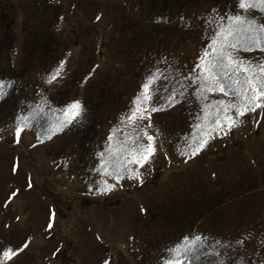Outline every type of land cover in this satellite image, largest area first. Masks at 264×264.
<instances>
[{
    "label": "rangeland",
    "instance_id": "rangeland-1",
    "mask_svg": "<svg viewBox=\"0 0 264 264\" xmlns=\"http://www.w3.org/2000/svg\"><path fill=\"white\" fill-rule=\"evenodd\" d=\"M121 1L0 0V80H7L1 70L8 68L16 87L10 99L0 87V251L20 249L3 264H169L182 243H205L204 237L212 239L207 248L211 253L228 244L241 264H264V122L258 123L264 120V106L238 116L230 138L218 134L207 142L205 146H221L230 141V147L244 152L226 160L216 157L220 150L205 151V157L196 152L189 159L169 155L152 116L144 122L155 151L138 164L133 151L123 152L133 145L118 131L121 107L106 109L96 123L85 115L92 105V77H76V62H87L85 72L91 63H105L101 46L107 45L101 40L106 34L118 36L107 27L111 9ZM47 5L57 16L48 23L51 31L75 43L55 79L51 77L58 68L50 65L35 73L44 60L29 48L31 40L43 36L38 21L43 22L41 9ZM56 41L59 45L62 40ZM177 47L182 57L196 53L191 46ZM63 79L74 84L56 95L63 105L60 116H66L67 104L79 101L80 119L92 124L93 139L76 142L68 130L50 139L25 128L16 137V116L26 109L21 106L27 94H37L45 82L56 88ZM108 144L115 145V157ZM123 159L140 180L119 167ZM240 168L245 172H238ZM12 192L16 195L9 199ZM205 199H210L209 206L199 217ZM189 201L194 208L183 217ZM181 256L180 264H190ZM214 260L227 264L224 257Z\"/></svg>",
    "mask_w": 264,
    "mask_h": 264
},
{
    "label": "trees",
    "instance_id": "trees-1",
    "mask_svg": "<svg viewBox=\"0 0 264 264\" xmlns=\"http://www.w3.org/2000/svg\"><path fill=\"white\" fill-rule=\"evenodd\" d=\"M237 3L238 0H122L118 7L111 9L113 14L107 27L112 34L117 33L118 36L115 38L106 34L101 40V43L107 45L101 46L103 50L101 57H104L105 63L103 65H99V62L91 63L89 70L85 72L87 62H76V77H81V80L85 78L86 81L87 76H89L88 79L92 77L88 82L93 92V96L88 98L89 101L91 99L92 105L90 110L85 111V115L91 116V120L96 123L106 109H112L116 105L118 111L120 107L123 111V114L119 115L126 116L133 107V99L142 93L141 85L150 83L151 99L148 103L162 110L151 113L148 119L156 116L153 120L154 130L160 141L164 143L169 155L193 158L192 150L206 132L211 133L214 140L217 133L230 138L234 127H229L228 123L217 126L215 121L223 120V109L226 105L235 104L239 107L241 103L239 97L243 94L242 85L247 76H255L257 81L264 80V71L259 70L264 67V49L250 46L231 50L232 54L243 62V66L239 70L229 68L227 75L220 73L217 80L224 85V92H207L202 89L199 79L193 82V78L200 76L198 58L203 56L205 51L214 55L210 42L218 29L212 22L213 17L224 16L226 13L233 15L240 13L252 22L253 26L264 25V4L257 3L256 7L242 11L238 9ZM41 11L43 16L40 19H43V22L36 20L41 25L43 36L29 43V48L34 51V55L38 58L43 56L41 59L44 60V67L38 68L35 73L46 69L45 65L56 67L61 71L64 65L60 62L65 60L67 63L66 56L75 43L69 37H60L62 34L58 31L53 32L49 28L51 26L48 23L51 24V20L57 17L55 8L47 5ZM221 23L227 24L228 21L224 20ZM244 27L246 29L247 26ZM241 35L247 37L252 34L244 31ZM261 35L264 36V32ZM56 39L62 40L61 44L58 45ZM177 46L182 48L191 46L196 53L192 57H187L188 53H185L182 57L177 54ZM30 55L31 53L28 56ZM7 69L1 70L7 80L5 82L0 80V87L2 91L4 90V96H9L10 99L16 87L14 88L15 82L11 79L10 72L9 76L7 75L9 70ZM153 75L156 79L149 81V77ZM98 78L100 79L96 81ZM47 79L49 80V77ZM69 83L74 84L73 79L70 81L63 79L56 88V84L41 83L37 94H27L28 100L21 106L26 109H20L22 114L16 116L28 118L27 126L22 125V128L33 134L39 132L50 139L59 131L68 130L73 132L76 142H79L80 137L83 141L92 140L93 135L90 133L92 124L87 119H80L81 115L79 118L60 116L63 105L56 99V95L61 93L60 91L69 89ZM173 90L178 93L176 102L170 107H164L165 97ZM181 92L182 95L179 94ZM219 101H224V104H219ZM227 115L237 123L240 121V118L235 115V108L229 107ZM70 119L73 122H68ZM144 121L140 122L143 127L147 124ZM260 122L264 120L259 119L258 123ZM60 125L63 126L60 127ZM120 126L118 131L123 135V139L125 133L129 136L133 135L131 122L122 121ZM133 140H135L134 136ZM208 141L212 142V139L209 138ZM127 143L133 145V141L127 140ZM140 143L147 144V138L143 133L140 134L139 140H136V144ZM231 145L230 141L222 142L221 146L209 143L199 153L205 157V151L220 150L221 154L216 156L218 160H226L228 155H236L239 158L244 156L243 151L237 150L234 145L230 147ZM107 146L108 153L115 157L112 150L115 149V145ZM127 149L132 151L133 146L131 148L125 146L123 152ZM228 150L231 153L227 154ZM243 171L245 172L242 168L238 170V172ZM209 200L205 199L199 204V217L205 208H208ZM184 205L183 217H186V214L190 216L194 208L192 203L189 201L188 205ZM204 239L205 243L199 240V244H196L188 240L181 244L179 250L184 253L186 249H191L184 254L187 256L186 258L183 256L184 263L188 260L190 264H217L214 259L217 258L220 261V257H224L227 264H241L242 260L237 259L235 252L229 249L228 244L224 248L218 246L219 254L211 253L207 248L208 245L213 246L212 239L208 237ZM171 257L174 259L176 256L174 254Z\"/></svg>",
    "mask_w": 264,
    "mask_h": 264
},
{
    "label": "snow or ice",
    "instance_id": "snow-or-ice-1",
    "mask_svg": "<svg viewBox=\"0 0 264 264\" xmlns=\"http://www.w3.org/2000/svg\"><path fill=\"white\" fill-rule=\"evenodd\" d=\"M257 3L264 4V0H238L237 7L242 11H247L249 8L256 7ZM224 20H227L228 23H221ZM212 22L217 25L218 29L210 42L211 51L214 55H210L208 51H205L203 56L198 58L200 60V64L198 65L200 76L198 78H193V82H196V79H199L202 89L207 92H224V85L217 80L220 73L227 75V70L229 68L239 70L243 66V62L237 59L232 54L231 50L237 47L248 48L250 46L264 49V36L261 35V33L264 32V25L253 26V23L248 21L247 18L243 17L240 13L235 15L226 13L224 16L213 17ZM245 25L247 26L246 29L244 27ZM244 31H247L252 35L247 37L242 36L241 33ZM63 63L64 61L60 62L61 65H63ZM259 70L264 71V67ZM58 74L59 69L54 70V74L51 78L55 79ZM155 79L156 77L154 75L149 77V81ZM235 82L240 83L239 81ZM141 88L142 93L133 99V107L129 110V113L126 116L122 117V121L132 123L133 135L129 136L125 133V138L126 140L133 141V159L138 164H143L147 161L155 151L152 144L153 137L147 132L145 127L140 125V122L148 119L151 113L162 110V108L148 103L151 99L150 83L142 84ZM242 93L243 94L239 97L241 101L239 107L235 104L231 106L226 105L223 109V120L217 119L215 121L217 126L221 123H228L229 127H234L237 123V121L227 115L229 107L235 108V115L240 116L248 111H255L256 109L264 106V101L261 100V98H264V80L257 81L255 76H247L242 85ZM179 94L182 95V92ZM177 95L178 93L173 90L168 96H166L164 107L172 106V104L176 102ZM137 101H139V103H137ZM218 103L224 104V101H219ZM80 109L81 105L79 101H72L67 105L65 115L70 118H76L80 115ZM27 119V117L16 118V124L14 126V135L16 137L21 135L23 131L22 125L27 126ZM68 122L73 121L70 119ZM62 126L63 125H60V127ZM213 131H215V129H213ZM141 133H143V135L147 138L148 143L146 145L143 143L136 144V140H139ZM211 135V133L206 132L204 136L199 139L192 150L193 155L205 147L208 139L211 138ZM133 136L135 137V140H133ZM109 137L111 138V133L109 134ZM97 155L100 154L97 153ZM126 165L127 160L123 159L120 161L119 167L126 169V171L131 173V175L137 180H140L139 173H136L131 168H127ZM13 170H16L15 167ZM117 176H119V173H117ZM108 187L110 188L112 185H108ZM15 195L16 192H12L9 199ZM141 211L144 210L141 209ZM51 227L52 224L49 223L48 228L50 229ZM19 250L20 249L5 248L3 251H0V264H3L4 259H10ZM190 251L191 249H186L185 253H181L179 250H176L175 256L177 258L169 261V264H180L178 257ZM103 264H109V261L104 260Z\"/></svg>",
    "mask_w": 264,
    "mask_h": 264
}]
</instances>
